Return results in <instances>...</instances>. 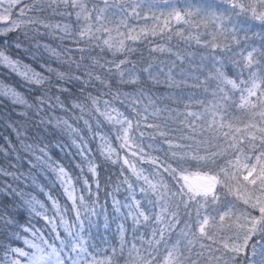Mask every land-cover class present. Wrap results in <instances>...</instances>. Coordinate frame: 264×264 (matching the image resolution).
I'll use <instances>...</instances> for the list:
<instances>
[{
  "label": "snow or ice",
  "instance_id": "snow-or-ice-1",
  "mask_svg": "<svg viewBox=\"0 0 264 264\" xmlns=\"http://www.w3.org/2000/svg\"><path fill=\"white\" fill-rule=\"evenodd\" d=\"M0 67V264H264V0H0Z\"/></svg>",
  "mask_w": 264,
  "mask_h": 264
},
{
  "label": "trees",
  "instance_id": "trees-1",
  "mask_svg": "<svg viewBox=\"0 0 264 264\" xmlns=\"http://www.w3.org/2000/svg\"><path fill=\"white\" fill-rule=\"evenodd\" d=\"M26 2H27V0H26ZM158 42L163 43V41H158ZM173 43H176L175 42V39L173 40ZM144 51H145V55H147V46L144 47ZM0 81H5V82L10 83V84H13V85H15V84H17L19 82L17 77H15L13 74H10L3 67H0ZM5 110H8V109H5L3 107H0V111H5ZM18 110L19 109H17V111ZM4 135H8L13 141H15V135H14V133H12L10 129L7 130V131H5L2 122H0V144H3L4 143V141H3V136ZM59 155L62 156L63 154L61 153ZM2 160H3V156H2V154H0V161H2ZM113 170H114L113 172L119 171L118 166H114L113 167ZM117 175L118 174L116 173L115 176H111L113 182H115V179H116V176ZM107 176H109V175H107ZM105 179H107V177L103 178L102 181H104ZM103 195H104V193H103V188H102V190H101V199L102 200H103ZM109 203H110V201H109ZM113 224L116 227L115 223H113ZM37 226L39 227L40 225H37Z\"/></svg>",
  "mask_w": 264,
  "mask_h": 264
},
{
  "label": "rangeland",
  "instance_id": "rangeland-1",
  "mask_svg": "<svg viewBox=\"0 0 264 264\" xmlns=\"http://www.w3.org/2000/svg\"><path fill=\"white\" fill-rule=\"evenodd\" d=\"M26 2V0H25ZM175 39V38H174ZM176 42V41H175ZM112 171H113V167L111 169H109L107 172H102L101 175H103L104 173L107 175H111L112 176ZM102 177V176H101Z\"/></svg>",
  "mask_w": 264,
  "mask_h": 264
}]
</instances>
